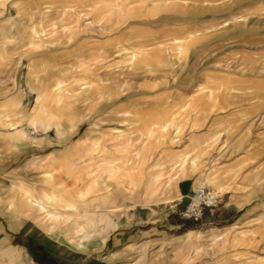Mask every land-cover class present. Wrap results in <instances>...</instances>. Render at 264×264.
Instances as JSON below:
<instances>
[{"label": "crops", "instance_id": "crops-1", "mask_svg": "<svg viewBox=\"0 0 264 264\" xmlns=\"http://www.w3.org/2000/svg\"><path fill=\"white\" fill-rule=\"evenodd\" d=\"M198 186L264 264V0L0 1V264L186 263Z\"/></svg>", "mask_w": 264, "mask_h": 264}, {"label": "rangeland", "instance_id": "rangeland-1", "mask_svg": "<svg viewBox=\"0 0 264 264\" xmlns=\"http://www.w3.org/2000/svg\"><path fill=\"white\" fill-rule=\"evenodd\" d=\"M180 209L181 208L179 207L175 210L178 221V212ZM53 221L58 222L59 219H53ZM204 221L205 220L203 219V221L196 226L184 222V226L182 228L195 230L198 234L188 238V249L186 252L187 262L185 261L186 263L183 262V264H221V254L224 253L225 243L223 241L220 243L219 240H213L211 236L201 237V231L198 230L203 228V225L201 224H205ZM238 240L240 243L243 242L240 236H238ZM176 242L177 243L174 245H170L164 237H159L154 245L140 246L139 250L133 253V256H135V264H166V261H171L172 264H176L179 262L183 253L180 247L182 242L180 240H177ZM130 258H132V256Z\"/></svg>", "mask_w": 264, "mask_h": 264}, {"label": "built area", "instance_id": "built-area-1", "mask_svg": "<svg viewBox=\"0 0 264 264\" xmlns=\"http://www.w3.org/2000/svg\"><path fill=\"white\" fill-rule=\"evenodd\" d=\"M222 195L219 191L206 186L195 187L188 196V201L179 211L183 222L196 226L203 221L205 212L219 206Z\"/></svg>", "mask_w": 264, "mask_h": 264}]
</instances>
